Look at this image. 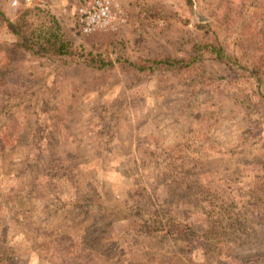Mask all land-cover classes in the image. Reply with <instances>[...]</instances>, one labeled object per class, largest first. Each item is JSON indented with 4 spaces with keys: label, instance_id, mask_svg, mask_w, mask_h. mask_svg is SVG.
Returning <instances> with one entry per match:
<instances>
[{
    "label": "rangeland",
    "instance_id": "obj_1",
    "mask_svg": "<svg viewBox=\"0 0 264 264\" xmlns=\"http://www.w3.org/2000/svg\"><path fill=\"white\" fill-rule=\"evenodd\" d=\"M12 1L0 0V264H264V0H113L120 19L88 35L71 0ZM23 12L111 68L16 50L5 21ZM201 40L237 66H126L193 56Z\"/></svg>",
    "mask_w": 264,
    "mask_h": 264
},
{
    "label": "trees",
    "instance_id": "obj_2",
    "mask_svg": "<svg viewBox=\"0 0 264 264\" xmlns=\"http://www.w3.org/2000/svg\"><path fill=\"white\" fill-rule=\"evenodd\" d=\"M184 1L190 5V0ZM70 2L73 4L74 1L71 0ZM5 22L7 23L10 34L15 37L16 42L14 43V47L16 50L27 52L38 58L72 57L78 53L83 58L82 62L85 65L93 66L96 69L111 68L112 66L110 61L101 60L90 53H84L82 50L73 47L63 37L56 21L51 18L42 23L33 24L29 21L27 13L23 12L14 23H10L7 20ZM73 23L76 31L80 35H83L78 30L74 18ZM191 48L194 54L187 58L161 56L147 59L142 63H127L126 66L136 72L161 70L179 73L188 70L203 55H207L217 63H221L229 70L237 66L236 61L228 56L222 49V46L215 40H201L200 42L194 43ZM249 73L256 82V86H259L260 78L251 70H249Z\"/></svg>",
    "mask_w": 264,
    "mask_h": 264
},
{
    "label": "built area",
    "instance_id": "obj_3",
    "mask_svg": "<svg viewBox=\"0 0 264 264\" xmlns=\"http://www.w3.org/2000/svg\"><path fill=\"white\" fill-rule=\"evenodd\" d=\"M67 0H22L25 7L40 8L44 3L59 4ZM73 18L83 35L112 27L113 20L120 19V9L113 0H72ZM16 1H12L15 5ZM118 13V16L116 14Z\"/></svg>",
    "mask_w": 264,
    "mask_h": 264
}]
</instances>
